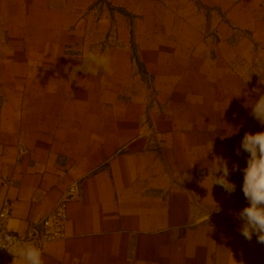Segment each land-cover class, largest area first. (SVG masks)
<instances>
[{
    "label": "crops",
    "instance_id": "obj_1",
    "mask_svg": "<svg viewBox=\"0 0 264 264\" xmlns=\"http://www.w3.org/2000/svg\"><path fill=\"white\" fill-rule=\"evenodd\" d=\"M89 51L111 74L71 77ZM262 94L264 0H0V209L35 235L67 198L43 264H264L237 217Z\"/></svg>",
    "mask_w": 264,
    "mask_h": 264
},
{
    "label": "clouds",
    "instance_id": "obj_2",
    "mask_svg": "<svg viewBox=\"0 0 264 264\" xmlns=\"http://www.w3.org/2000/svg\"><path fill=\"white\" fill-rule=\"evenodd\" d=\"M79 71H84L89 76H98L101 71L111 74V58L99 52H86L83 64H78L72 70L71 77ZM251 114L261 124H264V94L260 95L251 106ZM241 149L248 153L246 167L243 169L242 192L248 201L237 217L242 221L240 234L251 241L253 235L257 242L264 244V131L256 133L246 132L241 141ZM240 155V149H237ZM214 174L213 185L221 186L229 194L233 193L236 185L229 181V167L227 161L221 159ZM238 165H233V171ZM219 172L221 175L217 176ZM23 264H43L42 253L39 248L28 245L19 253Z\"/></svg>",
    "mask_w": 264,
    "mask_h": 264
},
{
    "label": "built area",
    "instance_id": "obj_3",
    "mask_svg": "<svg viewBox=\"0 0 264 264\" xmlns=\"http://www.w3.org/2000/svg\"><path fill=\"white\" fill-rule=\"evenodd\" d=\"M67 193L74 196L78 194V183L72 182ZM11 217L10 207L4 204L0 209V264H14L20 256V250L25 246H35L42 253L50 242L65 238L69 222L68 200L63 197L37 223L35 235L20 234L12 230L9 226Z\"/></svg>",
    "mask_w": 264,
    "mask_h": 264
}]
</instances>
